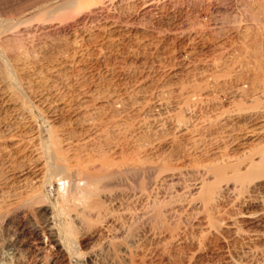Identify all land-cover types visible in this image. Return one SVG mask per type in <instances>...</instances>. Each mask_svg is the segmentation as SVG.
<instances>
[{
  "label": "rangeland",
  "instance_id": "obj_1",
  "mask_svg": "<svg viewBox=\"0 0 264 264\" xmlns=\"http://www.w3.org/2000/svg\"><path fill=\"white\" fill-rule=\"evenodd\" d=\"M66 1L0 0V51L23 90L5 82L0 63V187L11 178L16 186L30 181L31 156L16 142L26 133L47 140L54 130L58 144L79 143L74 150L85 156L73 151L69 159L90 172L103 173L97 158L115 157L118 171H127L125 165L130 171L106 181L102 192L96 188L87 204H63L56 180L41 191L44 204L0 203V264H264V178L254 185L253 177L254 186L241 192L223 181L213 204L202 200L215 183L214 166L239 161L243 170L249 162L242 161L261 144L247 130H264V104L247 93L264 76V0H79L56 9ZM23 102L34 105L33 131L21 128L28 117ZM56 201L68 212L58 215L51 207ZM52 226L68 249L51 242Z\"/></svg>",
  "mask_w": 264,
  "mask_h": 264
},
{
  "label": "bare ground",
  "instance_id": "obj_2",
  "mask_svg": "<svg viewBox=\"0 0 264 264\" xmlns=\"http://www.w3.org/2000/svg\"><path fill=\"white\" fill-rule=\"evenodd\" d=\"M77 2H79V0H67L66 2H64V3H62V4H60V5H58L57 7H56V9L57 8H61V7H71L72 5H75V4H77ZM134 2V1H133ZM125 3V2H124ZM123 4V3H122ZM91 5V4H90ZM150 5V4H149ZM146 6V5H145ZM50 7V6H49ZM53 7V6H52ZM101 7V6H100ZM46 8H47V6H46ZM54 8V7H53ZM48 10H49V8H48ZM51 10H52V8H51ZM50 10V11H51ZM53 11V10H52ZM27 13V12H26ZM5 28H0V33L4 30ZM10 30V29H9ZM245 44V43H244ZM259 59V58H258ZM207 62V61H206ZM0 63H1V66H2V70H3V75H4V79H5V82L12 88V90H14V91H16V92H20L21 93V90H22V87L20 86V84H19V80L16 78V75H15V72H14V70H13V68L10 66V64L7 62V60H6V58H4V56L2 55V52L0 51ZM201 63V62H200ZM240 63V62H239ZM215 64V63H214ZM262 66V65H261ZM214 73V72H213ZM260 73V72H259ZM262 76V75H261ZM201 77V76H200ZM261 78V77H260ZM259 78V79H260ZM196 79V78H195ZM256 79V78H255ZM254 79V80H255ZM259 79H257V81L255 82L254 81V83H253V81H252V84H251V86L254 88L253 90H252V88L251 89H249V90H252V92H248V88H249V86H250V84H249V86H246V87H248V88H245V86H244V90L245 91H247L248 93L247 94H250V96H252V97H254L253 99L254 100H252L253 101V103L254 102H256V100H255V98L257 99V105H259L260 104V102H261V105L262 104H264V76H262V78L260 79V81H258ZM19 81V82H18ZM202 81V80H201ZM143 82V81H142ZM145 83V82H144ZM209 83V82H208ZM247 84H248V82H247ZM6 86V85H5ZM202 86H203V84H202ZM10 87H8V88H10ZM242 88H240V90L242 89V91H243V86H241ZM24 89V88H23ZM187 89V88H186ZM204 90V89H203ZM165 91V90H164ZM169 91V90H168ZM185 91V90H184ZM183 91V92H184ZM188 91V90H187ZM205 91V90H204ZM22 92H23V90H22ZM25 92V91H24ZM131 92V91H130ZM197 92V91H196ZM207 92V91H206ZM235 93H236V90L234 91ZM238 92H239V90H238ZM238 92L236 93V94H238ZM241 92V91H240ZM239 92V93H240ZM242 93V92H241ZM245 93V92H244ZM232 94V93H231ZM243 94V93H242ZM241 94V95H242ZM16 95V94H15ZM23 95V93L21 94V95H19V96H22ZM25 95V94H24ZM23 95V96H24ZM110 95V94H109ZM116 95V94H115ZM165 95V94H164ZM177 95V94H176ZM240 95V94H239ZM238 95V96H239ZM18 96V97H19ZM23 96H22V99H23ZM114 96V95H113ZM112 96V97H113ZM149 96V95H148ZM186 96V95H185ZM197 96H198V94H197ZM238 96H236L237 98H238ZM247 96H249V95H247ZM256 96V97H255ZM26 97V96H25ZM84 97V96H83ZM112 97H111V99H112ZM206 97V96H205ZM239 97H241V96H239ZM20 98V97H19ZM108 98H109V96H108ZM188 98H189V96H188ZM210 98V97H209ZM215 98V97H214ZM241 98H243V97H241ZM244 98H245V96H244ZM250 98V97H249ZM249 98H247V100L249 99ZM208 99V98H207ZM206 99V100H207ZM252 99V98H251ZM26 100V99H25ZM188 100V99H187ZM202 100V99H201ZM212 100V99H211ZM235 100V99H234ZM246 100V101H247ZM177 101V100H176ZM233 101V100H232ZM250 101V100H249ZM259 101V102H258ZM73 102V101H72ZM105 102H107V101H105ZM118 102V101H117ZM157 102V101H156ZM155 102V103H156ZM231 102V101H230ZM237 101L235 100V104H237L236 103ZM24 103H26V102H23V105H24ZM168 103V102H167ZM184 103V102H183ZM200 103V102H199ZM213 103V102H212ZM232 103V102H231ZM246 103V102H245ZM249 103V102H248ZM20 104V103H19ZM51 104V103H50ZM72 104V103H71ZM234 104V103H233ZM234 104V105H235ZM241 105H243L244 103H240ZM247 104V103H246ZM21 105V104H20ZM22 105V106H23ZM103 105V104H102ZM115 105V104H114ZM151 105V104H150ZM229 105V104H228ZM230 105H232V104H230ZM229 105V106H230ZM248 105V104H247ZM246 105V106H247ZM252 105V104H251ZM254 105V104H253ZM252 105V106H253ZM261 105H259L260 107H261ZM34 106V105H33ZM33 106H31V107H33ZM93 106V105H92ZM216 106V105H215ZM233 106V105H232ZM235 106H239V105H235ZM245 106V105H244ZM245 106V107H246ZM250 106V105H249ZM249 106H247L246 108H248V109H256L255 107H251V108H249ZM264 106V105H263ZM262 106V107H263ZM31 107H27L26 105H24L23 106V110L21 111L24 115L26 114L28 117H25V118H23V119H25V121L24 122H22L23 124H22V126H21V128H22V130L23 131H28L29 129H31L32 127H33V125H34V123H33V120L35 119L34 118V116H33V114H32V111H33V109H31ZM100 107V106H99ZM114 107V106H113ZM19 108V106L17 107V109ZM21 108V107H20ZM19 108V109H20ZM86 108V107H85ZM88 108V107H87ZM98 108V107H97ZM96 108V109H97ZM103 109H104V107H102ZM115 108V107H114ZM230 108V107H229ZM235 108V107H234ZM233 108V109H234ZM240 108L241 107H239L238 109L240 110ZM264 108V107H263ZM83 109V108H82ZM100 109V108H99ZM214 109H215V107H214ZM219 109V108H218ZM224 109V108H223ZM242 109H243V107H242ZM241 109V110H242ZM258 110L259 109H262V108H257ZM257 109H256V111H257ZM102 110V109H101ZM110 110V109H109ZM163 110V109H162ZM221 110V109H220ZM232 110V109H231ZM236 110H237V107H236ZM246 110V109H245ZM82 111V110H81ZM166 111V110H165ZM168 111V110H167ZM223 111V110H222ZM222 111H220V112H222ZM226 111H228V108L226 109ZM248 111V110H247ZM245 112V113H249L250 112V110L248 111V112ZM256 111H255V113H256ZM262 111V110H261ZM38 112V111H37ZM101 112V111H100ZM103 112V111H102ZM215 112V111H214ZM231 112H233V115H235V116H237V115H239L240 114V112H239V114H237L238 113V111H237V113L236 112H234L233 110L231 111ZM230 112V113H231ZM253 112H254V110H253ZM252 112V113H253ZM257 112H259V111H257ZM264 112V111H263ZM22 113H21V115H22ZM40 113V112H39ZM92 113V112H91ZM95 113V112H94ZM97 113V112H96ZM180 113V112H179ZM224 113H225V111H224ZM251 113V112H250ZM77 114H79L78 112H77ZM128 114V113H127ZM176 114V113H175ZM244 114V113H243ZM242 113H241V115H243ZM19 115V114H18ZM173 115H174V113H173ZM180 115H181V113H180ZM226 115H227V113H226ZM240 115V116H241ZM246 115V114H245ZM244 115V116H245ZM23 116V115H22ZM75 116V115H74ZM168 116V115H167ZM210 116V115H209ZM224 116V115H223ZM228 116H230V115H228ZM254 116H255V114H254ZM41 117V116H40ZM117 117V116H116ZM219 117V116H218ZM217 117V118H218ZM231 117V116H230ZM234 117V116H233ZM242 117V116H241ZM247 117V116H246ZM245 117V118H246ZM255 117H258V114H257V116H255ZM22 118V117H21ZM144 118V117H143ZM183 118V117H182ZM221 118V117H220ZM223 118V117H222ZM226 118V117H225ZM240 118V117H239ZM260 118V117H259ZM41 119V118H40ZM84 119V118H83ZM135 119V118H134ZM148 119V118H147ZM160 119V118H159ZM167 119V118H166ZM173 119V118H172ZM210 119V118H209ZM208 119V120H209ZM219 119V118H218ZM204 120V119H203ZM202 120V121H203ZM205 120H207V119H205ZM216 120V119H215ZM222 120V119H221ZM240 120V119H239ZM242 120V119H241ZM253 120H254V118H253ZM259 120V119H258ZM261 120V119H260ZM259 120V121H260ZM262 120H264V118L262 119ZM156 121V120H155ZM178 121V120H177ZM198 121V120H197ZM211 121V120H210ZM220 121V120H219ZM233 121V120H232ZM257 121V120H256ZM36 122H38V121H36ZM35 122V123H36ZM111 122H115V120L114 121H111ZM205 122V121H204ZM43 123V122H42ZM134 123H136V122H134ZM198 123V122H197ZM213 123V122H212ZM218 123H220V122H218ZM263 123V122H262ZM44 124V123H43ZM48 124V123H47ZM85 124V123H84ZM102 125H103V122L101 123ZM108 124H109V122H108ZM163 124V123H162ZM161 124V125H162ZM209 124V123H208ZM229 124V123H228ZM255 124H257V123H255ZM255 124H254V126H255ZM264 124V123H263ZM16 125V124H15ZM81 125H83V124H81ZM87 125V124H86ZM95 125V124H94ZM97 125V124H96ZM99 126H100V123L98 124ZM101 125V126H102ZM106 125H107V123H106ZM105 125V123H104V125L103 126H106ZM113 125V124H112ZM210 125V124H209ZM253 125V124H252ZM92 126V125H91ZM160 126V125H159ZM184 126V125H183ZM250 126V125H249ZM13 127V126H12ZM52 127V126H51ZM78 127V126H77ZM87 127V126H86ZM108 127V126H107ZM132 127V126H131ZM130 127V128H131ZM227 127V126H226ZM225 127V128H226ZM228 127H229V125H228ZM252 127V126H251ZM260 127V126H259ZM20 128V127H19ZM91 128V127H90ZM100 128V127H99ZM99 128H97V129H99ZM105 128V127H104ZM109 128V127H108ZM139 128V127H138ZM161 128V127H160ZM182 128V127H181ZM232 128V127H231ZM247 128H249V127H247ZM0 129H1V127H0ZM34 129V128H33ZM39 129V128H38ZM52 129V128H51ZM89 129V128H88ZM246 129V128H245ZM250 129H252V128H250ZM247 130V137H250V138H254V140L255 141H257L258 142V144H260V145H258L257 146V148L256 149H254V150H252V151H249V152H251V153H249V154H247L250 158H249V160L248 161H246V160H244V161H242V164L244 163V162H249L247 165H246V167H244V169L243 170H241V167L243 168V166L240 164V162L238 161V163L239 164H236V163H234V164H236V165H229L228 164V166H218L217 164V166L215 167L214 166V168H212L211 169V167L213 166H210V168L209 169H211L210 171H211V174L215 177L214 179H215V183H214V185L212 184V186H209L208 185V187H206L204 190H203V192H204V194H203V197H202V200L205 202V205H207V207H208V204L213 200V198L216 196V194L215 193H217V185H219V183H222L223 181H225V182H227L228 184L230 183V182H232L233 183V187H234V191H236V189H238L239 191L241 190V189H243V187L245 186V184L246 185H248V184H250L251 183V180H252V178L253 177H256V179H255V181L257 180V177H259V179H260V181H258L259 183L262 181V179L264 178V130L263 129H259L258 130V128H257V130L258 131H256V130H254V128L252 129V130ZM256 129V128H255ZM20 130V129H19ZM32 130V129H31ZM42 130V129H41ZM46 130V129H45ZM71 130V129H70ZM73 130V129H72ZM89 130H91V129H89ZM95 130V129H94ZM107 130H109V129H107ZM118 130V129H117ZM190 131H191V129H189ZM189 130H188V132H189ZM193 130V129H192ZM234 130V129H233ZM10 131V130H9ZM22 131V132H23ZM33 131V130H32ZM36 131H38V130H36ZM39 131H40V129H39ZM48 131H49V129H48ZM54 131V130H53ZM53 131H51V133L49 134V137H48V139L47 140H40V138L36 135V134H33V135H29V134H23V136L20 138L19 136V140H17L16 142H17V147H19V148H24V150H23V152L25 153V155H27V154H29L30 156H31V160H29V158H28V160H29V162H28V164L26 165V169H25V171H26V174L27 175H30V181H27V179H26V181H25V183H24V180H22V182L23 183H20L21 185H19V186H16V183L14 184L13 182H10L11 181V179H10V181H8V183L7 182H3V184L4 183H7V184H4L5 185V188L4 189H2L1 187H2V185H1V183H0V185H1V187H0V203L2 204V203H7L8 202V205H9V207L10 208H13L14 206L16 207V206H19L20 204H22V205H24V204H26V206H27V203H30V202H32L31 204H32V206H33V204H40V203H43L44 202V199H45V197H43L42 196V193H41V191L42 190H44V189H46V187H48V186H52L53 185V182L56 180L57 181V183L59 184V187H60V192H61V199H62V202H63V204H65V205H67L70 201H86V204H87V201L91 198L92 199V196H93V193H95L94 192V190L96 191V188L98 189V188H100L98 191H100L101 190V188H104L105 186H104V184L106 183V181H107V183H109V182H116L115 180L118 178V177H122V176H124V173H125V175H127L126 174V172H128V171H130V170H128V167L129 166H127L126 167V165H125V170H127V171H124L123 169V171H118L119 170V167L118 166H120V165H118V166H115L114 164H116V163H112L111 161H113L114 159H116V157L115 156H113V160L111 159V161L110 160H108V159H104V160H101V159H99V158H97L98 160H100V165H101V169H103L102 171H103V173L101 172H96L94 169H93V171L92 172H90V168H88L87 166H86V164H83V163H80V162H78L77 160H75V161H73V162H71V158L69 159V156L70 155H72V154H68V153H70V152H73V151H75L74 153H77L78 154V152H76V151H79V150H74V148H79V143L78 144H73L71 141V143H67V145L65 144V147L63 146L64 145V143H62V142H60V144H61V146H60V144H58L59 142L57 141V137H56V132L54 133ZM96 131V130H95ZM181 131V130H180ZM195 131V130H194ZM198 131V130H197ZM224 131V130H223ZM12 132V131H11ZM47 132V131H46ZM63 132V131H62ZM68 132H70V131H68ZM91 132V131H90ZM100 132V131H99ZM102 132H104V129H103V131ZM134 132V131H133ZM196 132V131H195ZM220 132V131H219ZM234 132V131H233ZM238 132H240V130L238 131ZM246 132V131H245ZM29 133V132H28ZM31 133V132H30ZM38 133H40V132H38ZM64 133V132H63ZM86 133V132H85ZM88 133V132H87ZM95 133V132H94ZM108 133V132H107ZM184 133V132H183ZM191 133H192V131H191ZM32 134V133H31ZM78 134V133H77ZM92 134V133H91ZM111 134V133H110ZM132 134V133H131ZM245 134V133H244ZM74 135V134H73ZM80 135V134H79ZM101 135V134H100ZM186 135H188V133L186 134ZM58 136V135H57ZM62 136H64V135H62ZM76 136V135H75ZM78 136V135H77ZM91 136V135H90ZM98 136V135H97ZM96 136V137H97ZM173 136V135H172ZM41 137V136H40ZM68 137V136H67ZM72 137V136H71ZM83 137H87L86 135H84L83 134ZM93 137V136H92ZM180 137V136H179ZM191 137V136H190ZM222 137V136H221ZM226 137H228V136H226ZM14 139H17V138H15V137H13ZM79 138H80V136H79ZM95 138V137H94ZM94 138H92L91 140H92V142L94 141V140H96V139H94ZM99 138V137H98ZM173 138V137H172ZM185 138V137H184ZM187 138V137H186ZM189 138V137H188ZM224 138V137H223ZM223 138H221V139H223ZM6 139V138H5ZM65 138H63V142L66 140H64ZM73 139V138H72ZM81 139H82V137H81ZM84 139V138H83ZM100 139V138H99ZM237 139V138H236ZM235 139V140H236ZM240 139V138H239ZM59 141H60V139H58ZM62 140V139H61ZM78 140V139H77ZM87 140V139H86ZM85 140V141H86ZM89 140V139H88ZM117 140V139H116ZM165 140V139H164ZM167 140V139H166ZM195 140V139H194ZM219 140V139H218ZM230 140V139H229ZM8 141V140H7ZM12 141H13V139H12ZM15 141V140H14ZM13 141V142H14ZM67 141H69V138H68V140ZM76 141V140H75ZM74 141V142H75ZM80 141V140H79ZM82 141V140H81ZM181 141V140H180ZM185 141V140H184ZM249 141V140H248ZM15 142V143H16ZM66 142V141H65ZM78 142V141H77ZM114 142V141H113ZM251 142V141H250ZM254 142V141H253ZM252 142V143H253ZM76 143V142H75ZM81 143V142H80ZM82 143H83V141H82ZM81 143V144H82ZM88 144H89V142H87ZM63 144V145H62ZM85 144H86V142H84L82 145H84L85 146ZM16 145V144H15ZM81 145V146H82ZM90 145V144H89ZM236 145V144H235ZM253 145H254V143H253ZM14 145H12V147H13ZM88 146V145H87ZM86 146V147H87ZM110 146V145H109ZM118 146V145H117ZM194 146V145H193ZM83 147V146H82ZM91 147V146H90ZM89 146H88V148H90ZM95 147V146H94ZM238 147V146H237ZM255 147V146H254ZM259 147V148H258ZM228 148V147H227ZM87 148H85V150H86ZM98 149V148H97ZM114 149V148H113ZM130 149V148H129ZM230 149V148H229ZM14 150V149H13ZM17 150V149H16ZM84 150V149H83ZM191 150V149H190ZM210 150V149H209ZM7 151V150H6ZM19 151V150H18ZM87 151V150H86ZM90 151H91V149H90ZM89 151V152H90ZM100 151V150H99ZM113 151V153L115 154V152H114V150H112ZM112 151H110V152H112ZM256 151V152H255ZM79 152H82V148H81V151H79ZM85 152V151H84ZM88 152V151H87ZM87 152H86V154H87ZM88 152V153H89ZM225 152V151H224ZM248 152V151H247ZM255 152V153H254ZM2 153V152H1ZM24 153H22V155L24 154ZM83 153V152H82ZM246 153V152H245ZM254 153V154H253ZM16 154H18V153H16ZM84 154V153H83ZM90 154V153H89ZM91 154H92V151H91ZM140 154V153H139ZM227 154V153H226ZM21 155V157H23L22 159H25L26 157H25V155H23L22 156ZM69 155V156H68ZM74 155V154H73ZM88 155V154H87ZM94 155V154H93ZM112 155V154H111ZM79 156V155H78ZM84 156H85V154H84ZM89 156V155H88ZM108 156V155H107ZM199 156V155H198ZM14 157V156H13ZM19 157V156H18ZM29 157V156H28ZM71 157V156H70ZM81 157H83V156H81ZM89 157H91V156H89ZM89 157L87 158L86 157V159L88 160L89 159ZM94 157V156H93ZM93 157H91V158H93ZM96 157V156H95ZM110 157V156H109ZM108 157V158H109ZM112 157V156H111ZM137 157V156H136ZM222 157V156H221ZM1 158V157H0ZM80 158V157H79ZM78 158V159H79ZM105 158V157H104ZM224 158V157H223ZM85 159V158H84ZM84 159H83V161L82 162H84ZM85 159V160H86ZM96 159V160H97ZM194 159V158H193ZM225 159V158H224ZM5 160V159H4ZM12 160H14V159H12ZM80 160H82L81 158H80ZM91 160L92 159H90V163H91ZM98 160L97 161H95V162H93L94 164L95 163H97L98 162ZM223 160V159H222ZM226 160H227V158H226ZM228 160H230V159H228ZM232 160H233V158H232ZM232 160H230V161H232ZM11 161V160H10ZM92 161H94V160H92ZM117 161V160H116ZM126 161V160H125ZM193 161V160H192ZM4 162V161H3ZM3 162H1V163H3ZM9 162V161H8ZM12 162V161H11ZM17 162H22V160L21 161H17ZM87 162V161H86ZM118 162V161H117ZM194 162V161H193ZM219 162V161H218ZM221 162V161H220ZM236 162V161H235ZM16 163V162H15ZM26 163H27V161H26ZM89 163V162H88ZM89 163V164H90ZM120 163V162H119ZM128 163V162H127ZM225 163V162H224ZM228 163V162H227ZM13 164V163H12ZM19 164V166H20V163H18ZM98 164V163H97ZM97 164H95V165H97ZM118 164V163H117ZM159 164V163H158ZM167 164V163H166ZM221 164V163H220ZM11 165V164H10ZM13 165H15V164H13ZM12 165V166H13ZM17 165V164H16ZM25 165H23V167L25 166ZM92 164H90V166H91ZM95 165H92V166H95ZM122 165H124L123 163H122ZM155 165V164H154ZM153 165V166H154ZM244 165V166H245ZM8 166V165H7ZM11 166V167H12ZM148 166H150V165H148ZM156 166H157V164H156ZM155 166V167H156ZM9 167V166H8ZM7 167V168H8ZM18 167V166H17ZM100 167V166H99ZM116 167V168H115ZM118 167V168H117ZM132 167H133V165H132ZM121 168V167H120ZM127 168V169H126ZM131 168V167H130ZM129 168V169H130ZM144 168V167H143ZM151 168V167H150ZM183 168V167H182ZM189 168V167H188ZM1 169V168H0ZM16 169V168H15ZM99 169V168H98ZM101 169H99L100 171H101ZM136 169V168H135ZM134 169V170H135ZM145 169V168H144ZM159 169V168H158ZM259 169V170H258ZM3 170V169H2ZM19 170V172H20V169H18ZM22 170H23V168H22ZM97 170V169H96ZM121 170V169H120ZM131 170H132V168H131ZM134 170L132 171V172H134ZM142 170V169H141ZM166 170V169H165ZM195 170V169H194ZM4 171V170H3ZM95 171V172H94ZM147 171V170H146ZM178 171V170H177ZM254 171H256L257 172V174H256V172H254ZM6 172H10V171H6ZM12 172H14V171H12ZM16 172V171H15ZM14 172V173H15ZM19 172L17 173V175H19ZM94 172V173H93ZM158 172V171H157ZM228 172L229 173H231V176L229 177V176H227V174H228ZM24 173V172H23ZM96 173V174H95ZM98 173V174H97ZM131 172H129V174H130ZM136 173V172H135ZM210 173V172H209ZM8 174V173H7ZM16 174V173H15ZM162 174V173H161ZM210 174V175H211ZM13 175V174H12ZM134 175V174H133ZM9 176H10V174H9ZM22 176H23V174H22ZM21 176V177H22ZM162 176V175H161ZM212 176V177H213ZM1 177H2V175H1ZM13 177H14V175H13ZM17 177V176H16ZM24 177V176H23ZM31 177H32V179H31ZM229 179H228V178ZM10 178V177H9ZM25 178H26V175H25ZM78 178H80V179H78ZM149 178V177H148ZM1 179V178H0ZM6 179V178H5ZM14 179V178H13ZM18 179V178H17ZM121 179H123V178H121ZM120 179V180H121ZM125 179V178H124ZM145 179V178H144ZM8 180V179H7ZM109 181V182H108ZM124 181V180H123ZM153 181V180H152ZM255 181H253L254 182V185H255V183H257V181L255 182ZM263 181H264V179H263ZM19 182H21V179H20V181ZM18 182V183H19ZM155 182V181H154ZM31 185V187L29 188V191H26L25 192V187L28 185L29 186V184ZM23 184V185H22ZM56 185V184H55ZM132 185V184H131ZM251 185H253L252 183L250 184V185H248V186H251ZM253 185V186H254ZM109 186V185H108ZM111 186V185H110ZM115 186H118V185H116L115 184ZM203 186V185H202ZM49 188V187H48ZM106 188V187H105ZM115 188V187H114ZM248 187H246V189H247ZM249 188H251V187H249ZM23 189H25V190H23ZM28 189V188H27ZM31 189V190H30ZM107 189H109L110 190V187L109 188H107ZM244 189H245V187H244ZM104 190V189H103ZM137 190V189H136ZM201 190V189H200ZM249 190V189H248ZM6 191H8V192H6ZM104 191H106V190H104ZM239 191H237V192H239ZM101 192H102V190H101ZM110 192V191H109ZM112 192V191H111ZM147 192V191H146ZM220 192H222V191H220L219 190V193ZM241 192V191H240ZM247 192V191H246ZM58 193V192H57ZM105 193V192H104ZM107 193V192H106ZM120 193V192H119ZM99 194V193H98ZM102 195H104V194H102ZM215 195V196H214ZM218 195V194H217ZM244 195V194H243ZM94 196H96V195H94ZM150 197V196H149ZM93 198H95L96 199V197H93ZM99 198V197H98ZM199 199V198H198ZM9 200V201H8ZM201 200V201H202ZM97 201H99V200H97ZM202 201V202H203ZM93 202H94V200H93ZM71 203V202H70ZM82 203V202H81ZM101 202H99V204H98V202H95V207L97 206V208H98V206H99V208H100V205L101 204H103V203H101ZM197 203V202H196ZM44 204V203H43ZM52 204V208H53V210L59 215V213H63V212H65L66 213V211H67V209H66V206H64L63 208H61L60 210H59V202L58 201H56V203L55 204H53V203H51ZM72 204V203H71ZM76 205H78L77 203H75ZM75 204H73V205H70V207L71 206H76ZM198 204V203H197ZM211 204V203H210ZM212 204H213V201H212ZM37 205V206H38ZM80 205V204H79ZM78 205V206H79ZM91 205V204H90ZM41 206V205H40ZM44 206V205H43ZM45 206H47V205H45ZM3 207V206H2ZM6 207V206H5ZM5 207H3V208H5ZM68 207V206H67ZM69 207V208H70ZM77 207V206H76ZM79 207H81V206H79ZM88 207H90L89 206V204H88ZM91 207L93 208L94 207V204H93V206L91 205ZM90 207V209H92ZM106 206H102L101 205V209L103 210V208L105 209L104 210V212L106 213L107 211L106 210H108V209H106L105 208ZM17 208H19V207H17ZM23 208H25V206L24 207H22V209ZM35 208H36V206H35ZM85 208V207H84ZM98 208V209H99ZM6 209V208H5ZM4 209V210H5ZM21 209V210H22ZM26 209V208H25ZM28 209V208H27ZM74 209V208H73ZM94 209H96V208H93V210ZM100 209V210H101ZM130 209V208H129ZM3 210V209H2ZM72 210V209H71ZM70 210V211H71ZM76 210H77V208H76ZM76 210H74V211H76ZM78 210H80V209H78ZM83 210V209H82ZM8 211V210H7ZM6 211V212H7ZM33 211V210H32ZM81 211V210H80ZM206 211V210H205ZM210 211V210H209ZM9 212V211H8ZM47 212V211H46ZM59 212V213H58ZM68 212V211H67ZM73 212V211H72ZM89 214H90V212L89 211H87ZM91 212H92V210H91ZM97 212H99L97 215L98 216H100L101 215V212L100 211H97ZM112 212V211H111ZM123 212V211H122ZM2 213V212H1ZM26 213V212H25ZM51 213L53 214V212L51 211ZM82 213H85V212H82ZM87 213V214H88ZM95 212H93L92 214H94ZM103 213V212H102ZM105 213H103V214H105ZM110 213V212H109ZM108 212H107V214H109ZM11 214V213H10ZM51 214V215H52ZM64 214V213H63ZM79 214V213H78ZM88 214V217H90L91 215H89ZM113 214H115V213H113ZM112 214V215H113ZM69 215V214H68ZM80 215H82V214H80ZM86 215V214H85ZM96 215V214H95ZM25 216V215H24ZM65 216V215H64ZM102 216V215H101ZM104 216V215H103ZM119 216V215H118ZM1 217V216H0ZM29 217V216H28ZM77 217H78V215H77ZM77 217H74V218H77ZM80 217V216H79ZM78 217V218H79ZM84 217V216H83ZM110 217H112V216H110ZM109 216H108V218H110ZM114 217V216H113ZM59 218V217H58ZM77 218V219H78ZM86 218H87V216H86ZM95 218H97L96 216H95ZM95 218H94V220H95ZM100 218V217H99ZM104 218L105 217H103V220H104ZM107 218V219H108ZM210 218V217H209ZM25 219H26V217H25ZM57 219V218H56ZM77 219H76V221H77ZM80 219V218H79ZM83 219V218H82ZM89 219V218H88ZM91 219V218H90ZM106 218H105V220H104V222L107 220ZM112 219V218H111ZM28 220V219H27ZM53 220V219H52ZM75 220V219H74ZM93 220V219H92ZM99 220V219H98ZM102 220V221H103ZM110 220V219H109ZM2 221V220H1ZM5 221V220H4ZM47 221H48V219H47ZM86 221V220H85ZM84 221V222H85ZM91 221V220H90ZM89 221V222H90ZM118 221V220H117ZM80 222V221H79ZM81 222H83L82 220H81ZM47 223V222H46ZM53 223V222H52ZM106 223V222H105ZM37 224V223H36ZM79 224V223H78ZM85 224V223H84ZM95 225V224H94ZM102 225H105V224H102ZM32 226V225H31ZM88 226V225H87ZM107 226V225H106ZM105 226V227H106ZM111 226V225H110ZM116 226V225H115ZM48 227V226H47ZM109 227V226H108ZM108 227H106V231L108 230ZM112 227V226H111ZM55 228V227H54ZM53 228V226L52 227H49V229H48V233H49V238L51 239V242H53V243H57V245H63V247H66L65 249H68L67 248V246H66V244L65 243H63L62 242V240H63V238H62V235H61V232H60V230L59 231H56L55 229ZM119 228V227H118ZM230 228H232V227H230ZM35 229V228H34ZM33 229V230H34ZM116 229V228H115ZM37 230V229H36ZM62 231V230H61ZM64 231V230H63ZM63 231H62V233H63ZM105 231V232H106ZM67 232V231H66ZM45 233V232H44ZM64 234V233H63ZM67 234V233H66ZM69 234H71V233H69ZM103 235H104V233H103V231H101V232H98L97 234H96V237L98 238V239H103ZM254 235V234H253ZM262 235V234H261ZM66 236V235H65ZM67 236H69V235H67ZM251 236V235H250ZM66 238V237H65ZM49 239V240H50ZM70 239V238H69ZM68 239V240H69ZM253 239H255L254 237H253ZM258 240V239H257ZM67 241V240H66ZM100 242V241H99ZM251 242V241H250ZM68 244H70V241L68 242ZM75 245V244H74ZM62 247V248H63ZM249 247V246H248ZM95 248V247H94ZM256 249V248H255ZM68 251V250H67ZM131 254V253H130ZM129 254V255H130ZM257 255V254H256ZM229 257V256H228ZM229 263V262H228Z\"/></svg>",
  "mask_w": 264,
  "mask_h": 264
}]
</instances>
